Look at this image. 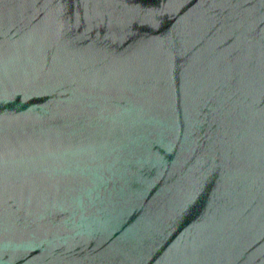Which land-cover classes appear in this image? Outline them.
<instances>
[{
	"label": "water",
	"instance_id": "water-1",
	"mask_svg": "<svg viewBox=\"0 0 264 264\" xmlns=\"http://www.w3.org/2000/svg\"><path fill=\"white\" fill-rule=\"evenodd\" d=\"M0 264H264V0H0Z\"/></svg>",
	"mask_w": 264,
	"mask_h": 264
}]
</instances>
